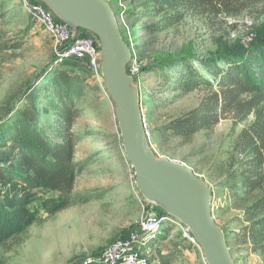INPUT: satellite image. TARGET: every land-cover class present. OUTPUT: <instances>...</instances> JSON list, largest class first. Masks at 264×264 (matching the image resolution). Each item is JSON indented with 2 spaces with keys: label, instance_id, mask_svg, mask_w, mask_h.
<instances>
[{
  "label": "rangeland",
  "instance_id": "1",
  "mask_svg": "<svg viewBox=\"0 0 264 264\" xmlns=\"http://www.w3.org/2000/svg\"><path fill=\"white\" fill-rule=\"evenodd\" d=\"M107 1L116 13L124 40L129 42L142 67L185 53L199 58L223 53L241 55L257 43V38L264 42V3L233 16L189 10L178 24L153 31L149 26L158 22L160 15L144 17L140 4L145 0ZM84 33L87 31L81 29L80 35ZM250 33L257 38L248 41ZM53 62L52 39L25 13L21 0H0V121L19 112L48 125L53 122V74L45 73L44 83L37 77L48 67L51 69ZM71 63L75 60H66L62 67ZM87 82V92L77 102L81 115L73 127L79 137L76 159L85 162L74 194L82 199L94 198L52 214L42 203L57 192L38 189L29 205L37 215L36 222L0 247V264H76L82 258L101 254L110 242L127 234L141 219L145 198L137 188L134 166L124 150L115 103L105 81L103 85L93 80ZM137 83L153 152L159 158L186 165L211 188L212 215L228 234L227 244L235 263L264 264L257 253L240 249L231 233L244 220L235 217L240 209L230 201L226 185L238 180L252 154L250 134L255 113L242 120L241 113L228 112L215 125L190 136H174L163 126L197 107L218 88L200 85L164 89L163 81L152 72H141ZM163 236L168 239L159 240ZM175 243L181 250L172 264H208L200 245L188 240L177 226L164 230L161 237L149 243L148 250L145 248L150 264L157 260V248L164 252L178 250Z\"/></svg>",
  "mask_w": 264,
  "mask_h": 264
},
{
  "label": "trees",
  "instance_id": "2",
  "mask_svg": "<svg viewBox=\"0 0 264 264\" xmlns=\"http://www.w3.org/2000/svg\"><path fill=\"white\" fill-rule=\"evenodd\" d=\"M259 3L264 0H145L140 6L144 17L160 15L159 21L149 26L158 31L181 22L189 10L233 16ZM53 63L51 69L48 67L37 75L44 83L45 73L53 74L50 79L53 122L48 125L19 112L0 121V247L36 222L37 215L29 205L36 198L38 189L57 192L55 197H47L42 203V207L52 214L76 202L94 198L82 199L74 194L77 177L85 162L76 159L79 137L73 127L81 115L77 102L89 87V69L77 62L62 67L55 63V56ZM142 72L159 76L164 89L200 85L218 88L197 107L169 120L163 129L171 135L190 136L217 124L228 112L241 113L242 120L255 113L249 135L252 154L238 174V180L226 185L230 201L240 209L235 217L244 220L242 226L231 232L238 247L257 253L264 260V42L257 38L256 44L235 56L225 53L204 58L186 53L173 55L143 66ZM244 95L248 96L244 98ZM232 175L235 177L236 174ZM156 208L160 215L166 214L160 207ZM163 225L145 244L147 250L149 243L161 237L164 230L175 227ZM224 232L227 238L228 234ZM166 239V236L159 238ZM175 247L178 250L168 252L157 248L155 264H172L181 250L176 243Z\"/></svg>",
  "mask_w": 264,
  "mask_h": 264
},
{
  "label": "water",
  "instance_id": "3",
  "mask_svg": "<svg viewBox=\"0 0 264 264\" xmlns=\"http://www.w3.org/2000/svg\"><path fill=\"white\" fill-rule=\"evenodd\" d=\"M67 23L75 36L94 33L101 43L102 75L115 103L124 150L142 195L179 219L195 236L208 264H236L223 228L211 211L212 190L186 165L153 152L144 132L139 84L126 72L132 51L107 0H36Z\"/></svg>",
  "mask_w": 264,
  "mask_h": 264
},
{
  "label": "built area",
  "instance_id": "4",
  "mask_svg": "<svg viewBox=\"0 0 264 264\" xmlns=\"http://www.w3.org/2000/svg\"><path fill=\"white\" fill-rule=\"evenodd\" d=\"M21 4L25 13L38 22L52 39L56 64L62 65L66 60L74 59L75 62L88 67L87 80L96 81L98 85L104 84L101 43L94 33L87 31L80 35L79 31V34L75 36L72 28L59 20L42 1L21 0ZM255 37H257L255 33H250L248 41L255 40ZM126 72L138 82L142 66L134 52L127 63ZM142 118L144 132L148 137L151 134L150 126L143 116ZM156 207L155 203L145 198L141 219L135 227L123 237L110 242L101 254L82 258L76 264H150L145 244L152 239L163 224L179 227L188 240L198 244L195 236L184 223L167 213L160 215Z\"/></svg>",
  "mask_w": 264,
  "mask_h": 264
}]
</instances>
